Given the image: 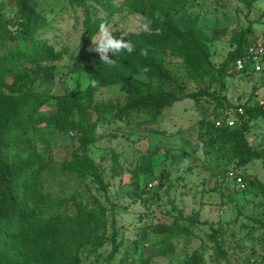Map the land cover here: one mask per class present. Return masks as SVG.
I'll use <instances>...</instances> for the list:
<instances>
[{
  "label": "rangeland",
  "instance_id": "374dc122",
  "mask_svg": "<svg viewBox=\"0 0 264 264\" xmlns=\"http://www.w3.org/2000/svg\"><path fill=\"white\" fill-rule=\"evenodd\" d=\"M28 14L38 51L9 30ZM102 22L166 78L134 52L101 63L90 49ZM158 35L169 48L152 47ZM252 39L264 41V0H0V211L7 173L41 165L19 180L17 210L46 223L9 228L0 262L264 264V161L238 137L247 105L243 136L264 155V56L259 70L231 61ZM144 96L150 110L136 108Z\"/></svg>",
  "mask_w": 264,
  "mask_h": 264
},
{
  "label": "trees",
  "instance_id": "16d2710c",
  "mask_svg": "<svg viewBox=\"0 0 264 264\" xmlns=\"http://www.w3.org/2000/svg\"><path fill=\"white\" fill-rule=\"evenodd\" d=\"M21 1L25 2V0H21ZM33 20H34V16L31 14H28L26 21L22 25V29L20 30L22 32L20 33H21V38L23 39L24 42L25 41L30 42V45L28 47L33 49V51H38L40 50L41 46L35 45L33 43L31 33H30L33 29ZM170 22H171V16L168 10L162 6L160 8V20L158 23L160 34H165L168 31ZM1 31H2L3 39H7V37H9L10 39L12 38V35L8 33L7 31L3 29H1ZM165 39L166 38L164 37V35H161V36L158 35L156 39L152 42V47L161 48V49L169 48L171 43L170 41L165 40ZM244 44L245 43L244 42L242 43V40L238 41V44L231 58L232 64L234 63L236 59L240 58L243 55ZM134 53L144 62V69L145 68L147 69V71H145L147 75L151 76L152 73H154L155 75L161 78H166V76L159 69L152 71L151 73V70L148 68V65L145 63L147 62V58L146 56L140 54L141 53L140 50L137 49L134 51ZM7 70L8 68L4 66L0 67V73H5ZM214 102H216L218 106H222L226 108L228 107V103L226 102L225 99H217L214 97ZM136 103H137L136 108L140 110H150L152 106H155L156 99L154 97L144 96V97H140V99L137 100ZM243 109H244V112L240 116V119H239V121L241 120L243 121V129L240 132H238V137H239L241 146L243 148V152L248 159L264 161V155L260 152L251 150L243 136L245 130L247 129L246 117L252 111V109H250L247 105L244 106ZM236 126L237 124L235 125V127L231 129L236 128ZM1 132H2V127L0 126V142L2 140ZM41 167L42 166L39 165L37 167V170L32 171V172L22 168L20 172H16L12 174L7 173L6 178H5V187L3 189V195L5 196V199H6V209L3 211H0V237L4 236V233L8 231L9 228L16 232H21L22 228L23 230H26V231H30V230L37 231L43 226H45L46 224L45 222H41L37 220H26L23 217V215L17 210L16 190L19 186V180L21 179V177H25L31 180L32 177L37 173V171L40 170ZM16 225H18V227H16ZM0 264H11V263L1 261Z\"/></svg>",
  "mask_w": 264,
  "mask_h": 264
},
{
  "label": "clouds",
  "instance_id": "9594fccd",
  "mask_svg": "<svg viewBox=\"0 0 264 264\" xmlns=\"http://www.w3.org/2000/svg\"><path fill=\"white\" fill-rule=\"evenodd\" d=\"M138 27L145 31L150 29V25L148 23H140ZM125 36H127L126 32L121 33L119 38H117L112 34L110 26L107 23L102 22L98 27L96 36L91 42L90 51H94L98 54L101 63L109 66H115L117 60L110 59L109 53L117 57L123 52L131 54L135 51V45L130 40L125 41ZM140 54L146 56L147 52L142 49ZM143 71H147V69L145 68ZM92 83L96 84L97 82L93 81Z\"/></svg>",
  "mask_w": 264,
  "mask_h": 264
},
{
  "label": "built area",
  "instance_id": "2783aa9c",
  "mask_svg": "<svg viewBox=\"0 0 264 264\" xmlns=\"http://www.w3.org/2000/svg\"><path fill=\"white\" fill-rule=\"evenodd\" d=\"M10 32L13 34H17L20 32V28L18 25H15L14 27L9 28ZM243 55L236 59L233 63V66L236 71H241L244 68H250L259 70L260 66L259 63L264 56V41L252 39L247 44L244 45L243 49ZM242 114V109L239 108L235 111H229L226 112V119L224 121V126L227 128H233L237 124V121L234 117H237ZM217 126H220V123L216 124ZM230 179L234 180L236 183L241 184V178L230 171L227 175ZM151 187V184L148 185Z\"/></svg>",
  "mask_w": 264,
  "mask_h": 264
}]
</instances>
